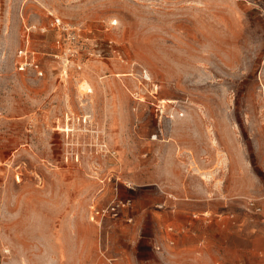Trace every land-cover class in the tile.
Returning a JSON list of instances; mask_svg holds the SVG:
<instances>
[{"label": "rangeland", "instance_id": "1", "mask_svg": "<svg viewBox=\"0 0 264 264\" xmlns=\"http://www.w3.org/2000/svg\"><path fill=\"white\" fill-rule=\"evenodd\" d=\"M126 244L264 264V0H0V264Z\"/></svg>", "mask_w": 264, "mask_h": 264}, {"label": "built area", "instance_id": "2", "mask_svg": "<svg viewBox=\"0 0 264 264\" xmlns=\"http://www.w3.org/2000/svg\"><path fill=\"white\" fill-rule=\"evenodd\" d=\"M52 24H55L56 26L61 27L63 30L66 29V27L60 21L59 18L54 17ZM18 55L21 56V60L17 64V69L19 71H23L27 66L31 65L32 63L30 62L29 59H27L26 52L24 50H19ZM129 206H131L130 200L122 201V200L118 199L116 202H114L110 206L109 211L113 216H116L118 214L119 209H122L124 207H129ZM171 243H172V241H171Z\"/></svg>", "mask_w": 264, "mask_h": 264}, {"label": "crops", "instance_id": "3", "mask_svg": "<svg viewBox=\"0 0 264 264\" xmlns=\"http://www.w3.org/2000/svg\"><path fill=\"white\" fill-rule=\"evenodd\" d=\"M134 252V248L130 244H126L112 249L110 248L109 256L113 260V264H137L134 260ZM196 264H206V262Z\"/></svg>", "mask_w": 264, "mask_h": 264}, {"label": "bare ground", "instance_id": "4", "mask_svg": "<svg viewBox=\"0 0 264 264\" xmlns=\"http://www.w3.org/2000/svg\"><path fill=\"white\" fill-rule=\"evenodd\" d=\"M163 103L165 102L166 104H170V103H176L175 100L173 99H165V101H162Z\"/></svg>", "mask_w": 264, "mask_h": 264}]
</instances>
